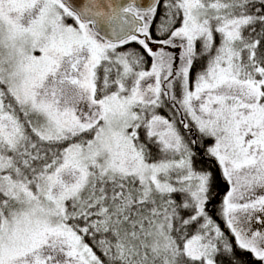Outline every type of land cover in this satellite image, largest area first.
Segmentation results:
<instances>
[{
  "label": "snow or ice",
  "instance_id": "snow-or-ice-1",
  "mask_svg": "<svg viewBox=\"0 0 264 264\" xmlns=\"http://www.w3.org/2000/svg\"><path fill=\"white\" fill-rule=\"evenodd\" d=\"M0 264H264V0H0Z\"/></svg>",
  "mask_w": 264,
  "mask_h": 264
}]
</instances>
